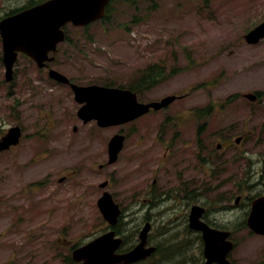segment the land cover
Masks as SVG:
<instances>
[{
    "label": "rangeland",
    "instance_id": "obj_1",
    "mask_svg": "<svg viewBox=\"0 0 264 264\" xmlns=\"http://www.w3.org/2000/svg\"><path fill=\"white\" fill-rule=\"evenodd\" d=\"M37 1L41 0H0V19ZM135 1L136 5L115 0L110 17L87 29L67 25L70 41L59 46L52 63L77 84L119 87L143 80L159 63L163 79L142 91L141 100L189 92L164 112L135 120L127 129L134 127V137H128L118 160L111 164L108 145L119 128H102L95 121L85 124L77 116L81 105L70 87L51 81L26 55L18 57L14 78L7 82L0 36V136L15 125L23 132L20 144L0 154V264H75L71 247L105 229L97 206L102 194L99 184L114 174L116 180L107 190L121 201L133 186L136 190L152 181L162 153L167 152L156 142L160 125L181 127L174 142L185 138L186 143L179 144L182 147L176 152L186 162H194L196 127H201L200 140L210 150L221 139L236 144V138L242 136L231 151L234 175L241 178L244 158L251 157L254 172L249 193L261 191L264 39L249 45L244 35L264 20V0ZM246 93L260 96L252 102L244 97ZM168 128L162 129L164 139L171 137ZM173 162L161 171V179L167 177L164 172L182 170ZM63 176L69 178L60 182ZM163 200L153 206L141 195L134 223L145 214L155 217L153 241L162 252L167 251L171 260L179 255L183 259L185 254L194 258L200 252L197 240H155L171 230L181 237L186 232L182 227L184 206L177 203L173 212L167 209L168 202L173 205L178 198ZM238 230L232 259L237 264H264V240L247 228Z\"/></svg>",
    "mask_w": 264,
    "mask_h": 264
},
{
    "label": "flooded vegetation",
    "instance_id": "obj_2",
    "mask_svg": "<svg viewBox=\"0 0 264 264\" xmlns=\"http://www.w3.org/2000/svg\"><path fill=\"white\" fill-rule=\"evenodd\" d=\"M58 54L59 48L56 53H50V56L54 55V60L48 61L47 63H45L43 68H39L40 70L46 71L49 78V71L51 69H55L53 68L52 63L55 62L56 58L58 57ZM70 80L71 82L75 83V81H73L71 78ZM60 84L63 86H68L72 90L71 84ZM132 92H134V90H132ZM143 93L144 92L139 93L138 89V91L136 92V96L138 101L144 103L151 101H159L164 98L163 97L161 99L143 101L140 99V97L142 96L141 94ZM171 95L175 96V99L173 100L174 103L179 102L180 100L188 96L189 92L184 91L182 92V94L173 93ZM80 105L82 106V104ZM167 107L159 110L150 109L147 114H156L157 112H164L165 110H167ZM194 114L196 116H200V114H198V110L196 109H194ZM88 122L84 123L86 124ZM132 125L134 126V119H132L131 121L114 125L115 127L119 128L118 132L114 133V135L124 137L123 148L128 137H130L131 134L134 137V127L131 131L127 130L128 127L130 128ZM15 126L19 127L20 125ZM11 127H9V129ZM167 127L172 128L171 131H169V128L167 129L168 133L171 134V137L164 139V136L162 135L164 131L162 129H166ZM167 127L160 125V131L157 134L158 140L156 141L162 146L164 150H167V152L164 154L162 153L161 156V164H163V166L161 167V164L159 163L157 170L152 173V181H147L144 187L142 186V188L136 189H140V191H136L133 186L130 190L131 192L127 191L124 195V200L121 199L120 201L119 199H117L118 196L116 194L109 191V193L112 195L114 202L119 207L120 214L115 224H109L105 220L106 218L102 216L105 222L104 232L95 236L91 240H94L105 233H113V239L121 240V244L117 248L116 254L123 255L131 251L133 248H135L141 243L142 230L146 226H149V231L145 239L147 240L145 243V248L147 249L149 247H154L155 251L152 254L146 256L145 258L136 260L131 263L121 264H155L159 261H163V264H177L179 262L180 264H219L216 259H209L205 255V237L202 229L200 228H209L216 233H224V235L226 236L224 240H231L234 243V248H236L237 246L235 232L237 233L239 231V228H247L250 234H254L255 236L261 237L264 240V234L257 233L250 226L252 205L256 199L261 197L264 198V167L261 171V178L259 183V185H262V189L261 191H259V193L252 195L249 193L251 191L250 187H252L250 183L251 174L254 172L252 169V164L254 162L251 160V157L244 158L247 161L244 164L242 173H240L242 174V176L239 180L234 175V169L233 166H231L234 160V154L231 151L234 148L233 146H239L238 144H232L231 142L223 141L221 139L219 142H217L215 148L210 150V148L208 146L205 147V145H203V142L200 140L201 127H196V136H194L193 143L196 145L197 151L194 154V162H186L185 156H181L179 152H176L177 148L180 149L182 147H179V144H182L184 146V144L186 143L185 138L183 137L181 142H174L177 137L180 136L182 133V131L180 130L181 127ZM73 129L75 131V129L77 130V127L74 126ZM6 133L7 132L0 136V140ZM176 135L178 136L176 137ZM21 140L22 139H20L17 144L11 145L9 148L0 151V154L9 150L11 151L13 149L12 147H16L18 144H20ZM204 150L205 155H203ZM229 153L232 157L227 156ZM176 157L178 159H176ZM173 160H175V162H173V165L181 167L182 170H177L175 173L174 171L169 173L164 172V176L167 177L165 180L161 179V171H165L166 165L171 163ZM108 164L111 163L108 162ZM101 167L102 164H100V168ZM73 176L74 175H71L70 178ZM66 178L69 177L63 176L59 180L60 182H63V180ZM115 180L116 178L114 177V174H112L109 176L108 179L99 184L102 194L99 196L98 200L108 192L107 189L112 188L113 182ZM102 184H105V186L102 187ZM141 195H146L148 197L149 205L153 204V206H157L161 203L163 204L165 202V200H163L164 198H166V200H172L176 197L178 198V200L173 205L171 204V202H168L167 209L176 212L177 203L181 204V207L184 206L182 215V227L186 231L184 233V236H178V231L171 232V230L166 233V237L163 236L162 238H157L155 240H197L200 252L195 253L194 258H186L185 254L183 259L181 258V255H179L178 258H176L175 260H171L168 258L169 253L167 251L162 252V249L159 247V245L153 241L155 238L153 235L154 226L156 224L155 217H151L145 214L143 215L141 221L138 224L134 223V209L138 204L139 197ZM122 201L124 203H122ZM163 208L164 206H162V209ZM263 219L264 216H262L260 221H263ZM173 222L174 220H168L169 224H172ZM261 223L262 225L259 226L264 228V222ZM237 225L239 227H237ZM174 227H176V225ZM179 233L181 234V232ZM128 240H134V242L129 243ZM75 248L76 245L74 244L71 247L72 252ZM155 258H157V260L154 263L153 260ZM227 260L230 264H237L235 260L232 259L231 253L228 255ZM75 264L77 263L75 262Z\"/></svg>",
    "mask_w": 264,
    "mask_h": 264
},
{
    "label": "water",
    "instance_id": "obj_3",
    "mask_svg": "<svg viewBox=\"0 0 264 264\" xmlns=\"http://www.w3.org/2000/svg\"><path fill=\"white\" fill-rule=\"evenodd\" d=\"M110 0H48L44 3L25 9L14 15L6 16L0 20V35L3 44V60L6 66V81L13 79V66L18 52L23 51L30 55L41 67L46 60H51L49 52L56 51L59 42L65 40L62 27L69 22L74 26H85L101 19ZM264 38V21L250 30L245 39L249 44H256ZM53 78L69 83L70 80L58 71L51 70ZM76 99L86 102L79 116L86 122L97 119L101 126L123 123L146 113L151 107L159 109L169 105L175 97L169 96L160 102L148 104L139 103L135 94L128 90L107 88L98 85L79 86L72 84ZM245 97L254 101L256 95L247 93ZM20 127H12L0 140V151L17 144L21 138ZM242 137H238L239 143ZM123 146V139L115 136L110 142V162L118 158ZM105 184H102V187ZM104 216L115 224L120 214L119 207L114 203L112 196L106 193L98 201ZM194 211V210H193ZM264 216V198L254 201L250 226L257 233L264 234L260 221ZM261 223V224H260ZM195 225V224H194ZM205 237V254L209 259H216L220 264H230L227 254L232 250L233 243L225 239L222 232H214L209 228H200ZM149 226L141 233V243L132 251L118 255L117 248L121 240L113 239V233L92 240L74 251V258L82 261L80 264H121L131 263L152 254L154 247L145 248L146 235Z\"/></svg>",
    "mask_w": 264,
    "mask_h": 264
},
{
    "label": "trees",
    "instance_id": "obj_4",
    "mask_svg": "<svg viewBox=\"0 0 264 264\" xmlns=\"http://www.w3.org/2000/svg\"><path fill=\"white\" fill-rule=\"evenodd\" d=\"M126 2H134V5H136V1L135 0H123ZM38 2V1H37ZM37 2H30V4H28L25 7H29ZM16 10L10 11L11 13L15 12ZM112 12V8L109 7V11L107 13V16L104 18V20L108 19L110 17V14ZM87 29V28H85ZM147 76V74H145ZM163 79V73L162 71L157 70V65H155L152 70L151 73L147 76L146 80L143 81L144 84H140V86H146L147 84L151 83V82H159ZM258 96H260V93H257Z\"/></svg>",
    "mask_w": 264,
    "mask_h": 264
}]
</instances>
